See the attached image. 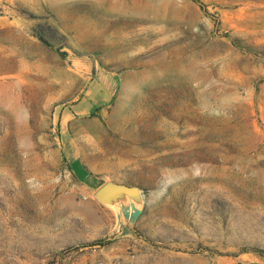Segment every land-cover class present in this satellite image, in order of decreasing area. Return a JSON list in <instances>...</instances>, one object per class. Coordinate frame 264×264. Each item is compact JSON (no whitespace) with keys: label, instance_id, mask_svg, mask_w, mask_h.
Listing matches in <instances>:
<instances>
[{"label":"rangeland","instance_id":"374dc122","mask_svg":"<svg viewBox=\"0 0 264 264\" xmlns=\"http://www.w3.org/2000/svg\"><path fill=\"white\" fill-rule=\"evenodd\" d=\"M112 259L264 264V0H0V264Z\"/></svg>","mask_w":264,"mask_h":264},{"label":"water","instance_id":"95a60500","mask_svg":"<svg viewBox=\"0 0 264 264\" xmlns=\"http://www.w3.org/2000/svg\"><path fill=\"white\" fill-rule=\"evenodd\" d=\"M93 197L99 203L127 216L139 215L144 207V195L137 185L105 181L94 190Z\"/></svg>","mask_w":264,"mask_h":264},{"label":"trees","instance_id":"16d2710c","mask_svg":"<svg viewBox=\"0 0 264 264\" xmlns=\"http://www.w3.org/2000/svg\"><path fill=\"white\" fill-rule=\"evenodd\" d=\"M37 40H39L42 44L49 46L50 43L46 37L45 30L43 28H38L37 30L31 33ZM85 175V173L83 172ZM83 176V175H82ZM86 181V179H84ZM87 182V181H86ZM261 256V253H257Z\"/></svg>","mask_w":264,"mask_h":264},{"label":"built area","instance_id":"2783aa9c","mask_svg":"<svg viewBox=\"0 0 264 264\" xmlns=\"http://www.w3.org/2000/svg\"><path fill=\"white\" fill-rule=\"evenodd\" d=\"M92 264H120V262L117 259H112V260H107V261L96 260ZM127 264H130V263H127Z\"/></svg>","mask_w":264,"mask_h":264}]
</instances>
